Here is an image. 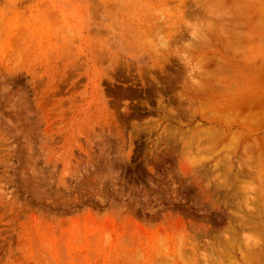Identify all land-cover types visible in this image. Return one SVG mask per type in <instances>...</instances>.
I'll use <instances>...</instances> for the list:
<instances>
[{
  "label": "rangeland",
  "instance_id": "1",
  "mask_svg": "<svg viewBox=\"0 0 264 264\" xmlns=\"http://www.w3.org/2000/svg\"><path fill=\"white\" fill-rule=\"evenodd\" d=\"M219 263L264 264V0H0V264Z\"/></svg>",
  "mask_w": 264,
  "mask_h": 264
},
{
  "label": "bare ground",
  "instance_id": "2",
  "mask_svg": "<svg viewBox=\"0 0 264 264\" xmlns=\"http://www.w3.org/2000/svg\"><path fill=\"white\" fill-rule=\"evenodd\" d=\"M182 13V12H181ZM186 23H187V21H186ZM206 56V55H205ZM161 68H163V67H161ZM163 72V71H162ZM228 79V78H227ZM233 81V80H232ZM230 86V85H229ZM232 86V85H231ZM232 90L234 91V89L232 88ZM238 90V89H237ZM236 90V91H237ZM226 91V90H225ZM229 91V90H228ZM236 91H234V92H236ZM229 92H231V90L229 91ZM229 92H227V93H229ZM226 93V94H227ZM233 93V92H232ZM180 95H182L181 93H180ZM187 95V94H186ZM180 97V96H179ZM182 97V96H181ZM233 98V97H232ZM241 98V97H240ZM250 98V97H249ZM245 100V99H244ZM262 100V99H261ZM247 101V100H246ZM246 101H243L244 103L246 102ZM249 101V100H248ZM251 101V100H250ZM252 102V101H251ZM250 102V103H251ZM232 103V102H231ZM219 104V103H218ZM241 104H242V102H241ZM248 104H249V102H248ZM224 105V104H223ZM226 106V105H225ZM240 105H238V107H239ZM241 106H243V104L241 105ZM260 106V105H259ZM211 107V106H210ZM233 107V106H232ZM235 107H237L236 105L233 107V108H235ZM220 108H222V106H220ZM240 108H242V107H240ZM229 109V108H228ZM232 109V108H231ZM236 109V108H235ZM213 110V109H212ZM223 110V109H222ZM229 111V110H228ZM233 111V110H232ZM214 112H216L215 110H214ZM225 113H226V116H227V112L226 111H224ZM223 113V112H222ZM217 114V113H216ZM219 115H221V113L219 114ZM231 115V114H230ZM226 118V117H225ZM224 118V119H225ZM243 119V118H242ZM232 120V119H231ZM236 121V120H235ZM246 121V120H245ZM230 122V120L228 121V123ZM233 122V121H232ZM231 122V123H232ZM250 122V121H249ZM245 123V122H244ZM230 124V123H229ZM233 124V123H232ZM245 160V159H244ZM249 166V165H248ZM229 170H230V168H228ZM231 169H232V167H231ZM197 246V245H196ZM194 247V246H193ZM214 250V249H213ZM214 253V252H213ZM229 254V253H228ZM255 257V256H254ZM219 259V258H218ZM219 262H220V260H219ZM223 263V262H222ZM254 263V262H253ZM220 264V263H219Z\"/></svg>",
  "mask_w": 264,
  "mask_h": 264
}]
</instances>
